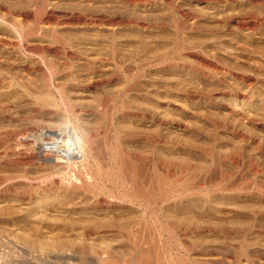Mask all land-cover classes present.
Returning <instances> with one entry per match:
<instances>
[{"label": "rangeland", "instance_id": "rangeland-1", "mask_svg": "<svg viewBox=\"0 0 264 264\" xmlns=\"http://www.w3.org/2000/svg\"><path fill=\"white\" fill-rule=\"evenodd\" d=\"M48 1L46 5L54 6L56 11L53 15L57 16H52L53 23L58 18L55 24L68 20L72 13L85 16L130 13L135 19L143 18L142 22H163V19L169 22L168 16H164V12L162 15L160 10L133 12L115 0ZM7 2V5L13 3ZM32 2L28 0L27 3L31 5ZM118 5L124 8L120 11ZM47 14L45 16H51ZM222 19L198 20V33H192L191 22L182 19L181 28L187 32L184 40L198 49L174 55L175 60L179 58L176 64L183 66L180 69L147 70L144 79L138 82L116 77L110 80L108 76L114 72L112 63L100 67V60L92 63L80 58V55L84 58L87 54L107 53L108 38L112 36L107 30L61 27L58 39L49 35L31 36L29 45L32 47L54 50L65 43L80 56L68 60L62 54H54L52 65L47 68L32 61H28L31 66L24 65L27 59L17 48L3 51V56L0 54V264H56L55 258L53 261V257L45 259L33 251L29 242H48L49 245L52 241L58 242L57 234L68 227L70 238L62 240L80 243L75 228L79 231L81 225L91 223L94 225L90 227H96L92 228L98 233L93 237L98 242L94 243L109 245L117 251L109 264H134L139 255H142L140 264H162L159 259H167L169 264H264V20H247L250 30L252 28L250 32L242 31L231 19ZM30 21L33 26L37 24L35 15ZM134 27L117 28L116 38H119L117 42L123 58L133 54L141 58L157 54L167 56L177 37L176 29L171 26L160 30ZM8 33L13 41H18L17 34ZM197 58L217 64L221 71L211 74L210 68L198 63ZM48 69L55 74L52 73L57 88L64 89L63 95L56 94L57 88L45 82L47 74L44 73ZM200 72L208 77L203 78ZM100 74H104V78ZM60 101L68 104L71 113H78L73 114L85 126L80 124L89 136L86 140L94 143L92 166L105 163L103 166L108 167L103 169L106 173L102 185L106 190L98 192L99 198L111 205L114 202L108 196L111 188L118 197L125 191L130 197L142 191L141 194H145L141 201L143 209H130L126 204L125 209L95 208L86 209L83 215H68L61 211L73 206V202L85 207L95 205V200L87 196L75 200L74 191L69 190L43 208L25 203L24 194L31 189L26 181L28 177H50L65 171L63 165L44 162V158H54L53 155L41 154L51 134L60 133L69 125L71 115L63 112ZM46 133H51L50 138ZM44 139L47 140L43 142ZM107 145L117 148L115 152H122H117L121 160L116 157L120 166L108 157L105 159ZM125 170H131L129 174L134 178L139 175L135 178L137 181H126L122 174ZM110 174L117 175V181L106 180ZM135 183L143 185L145 191ZM137 187L141 190L136 191ZM126 223L136 225L129 238L117 228ZM155 234L156 237L160 234L161 239L155 238ZM61 259H57V264L69 263ZM91 260H96L93 264H100L95 258ZM77 262L69 264H79Z\"/></svg>", "mask_w": 264, "mask_h": 264}, {"label": "bare ground", "instance_id": "bare-ground-1", "mask_svg": "<svg viewBox=\"0 0 264 264\" xmlns=\"http://www.w3.org/2000/svg\"><path fill=\"white\" fill-rule=\"evenodd\" d=\"M10 2V4H6L5 2ZM30 1V0H29ZM32 1V0H31ZM53 1H57V0H50L48 2H53ZM59 1V0H58ZM64 1V0H61ZM69 1V0H68ZM73 1V0H72ZM76 1V0H75ZM93 0H88V2L90 3ZM100 1V0H99ZM105 1V0H104ZM112 1V0H111ZM118 1L119 4L124 5V7H127V9H132L133 12H152V11H156V10H160L161 14L163 15V12L165 13V15H167L168 17H166L167 19L169 18V22L165 21V19H163L164 21H158L156 22H142L141 20L143 19H139L138 17L135 19L132 15L134 14H130L128 13V15H118L117 14H96V15H81V14H77V13H70L71 17L66 21L63 20L64 22L61 23H57L58 18L55 17V19L57 18L56 22H52V16H57V15H53L56 14L55 10L53 9L54 6H52V4L50 6H52L51 8H49V5H46L47 0H33L32 4L30 5L28 2V0H0V54L2 53L3 56V51H11L13 49L16 50H20V52H22V55L25 56L24 59H27L25 61V64H29L28 61H32V63H39L40 66L43 67H50L52 65V55L54 54H62L64 55V57H66L68 60L73 59L74 56L76 57H80V56H84V55H76V53L74 54L73 51L69 50L68 47L65 45L62 47H58L55 48L54 50L50 49V48H42V47H32L29 45V40L31 36H34L37 34V36H43V35H49L51 36L53 39H58V35L59 32H61L60 28L62 27L64 29V27H66L67 29L71 27H79V29L84 26L87 28H95L98 30H107L108 32L112 33V36L110 38H108L110 41V46H109V50L107 51V53H102L103 55H96V56H90L87 54L86 57L82 58L80 57L82 60L84 59V62H87V60H89V62H95L97 60H100L101 65L100 67H103L104 64L106 63H112L114 66V72L113 74L109 75L108 77H110V80L113 78H123L125 81L129 80L130 82L133 80H137L136 82H138V80L140 79H144V73L147 70H173V69H177L180 67H183L182 65L179 66L178 64H176L179 60V58H176V60L174 59V55L180 53V51H186V50H195V48L198 49V47H194L193 45H191V43L186 42L184 40V35L187 34L186 30H182V26L181 22L182 19L183 21L187 20L191 22V28L190 31L198 33V28H197V22L198 20L200 21V19H217L219 18V20L221 18H227L228 20L231 19L232 21H234V24H237V27L241 28L242 31L243 29L246 30H250V26L247 22V20H251V19H258V20H264V0H115ZM7 2V3H8ZM54 2V5H55ZM79 2V1H78ZM77 2V3H78ZM5 3V4H4ZM72 3V2H71ZM116 3V2H115ZM70 4V3H69ZM68 4V5H69ZM63 5V4H62ZM71 6V5H70ZM119 6V5H118ZM124 7H121L122 9ZM56 8V6H55ZM121 8L119 6V9L121 11ZM59 9V7L57 8ZM62 9V8H61ZM75 9V7H74ZM74 9L71 11H74ZM78 9V8H77ZM76 9V10H77ZM118 9V10H119ZM129 9V10H130ZM126 10V9H124ZM69 11V10H68ZM79 11V10H78ZM115 11V10H114ZM119 11V12H120ZM123 11V10H122ZM80 12V11H79ZM100 12H104V11H100ZM109 12V11H108ZM128 12V11H127ZM132 12V13H133ZM48 13V14H47ZM84 13V12H83ZM86 13V12H85ZM105 13V12H104ZM51 15V16H45V15ZM87 14V13H86ZM130 14V15H129ZM138 14V13H137ZM144 14V13H143ZM148 14V13H147ZM160 14V15H161ZM35 15V19H37V24H35L34 26L31 25L29 23L30 19H32V17ZM136 15V14H135ZM159 15V16H160ZM64 16V15H63ZM162 17V16H161ZM60 18V16H59ZM67 18V17H66ZM157 18V16H156ZM160 18V17H159ZM54 19V20H55ZM61 19V18H60ZM155 19V18H154ZM181 19V20H180ZM146 20V19H144ZM143 20V21H144ZM153 20V19H152ZM158 20V19H157ZM162 20V19H161ZM223 20V19H222ZM223 20V21H224ZM36 21V20H35ZM212 21V20H211ZM214 21V20H213ZM212 21V22H213ZM221 21V20H220ZM31 22V21H30ZM264 22V21H263ZM229 23V22H227ZM226 23V25H227ZM252 23V22H251ZM183 24V23H182ZM262 24V23H261ZM199 25V24H198ZM121 26H135L136 28L142 29V30H146V29H154V30H160L162 28H165V26H171L174 30L176 29L177 31V37L175 40H173V47L171 48L170 51H168L167 56L159 55V56H147L145 58H141L140 56H138V54H133L130 57L127 56L125 58H123V51L121 53V47L119 48L118 45V40L119 38H116L117 35V31L119 27ZM228 26V25H227ZM234 26V25H233ZM48 27V28H46ZM82 27V28H84ZM134 27V28H135ZM236 27V26H235ZM200 28V27H199ZM203 28V27H202ZM207 28V27H205ZM66 29V30H67ZM74 29V28H73ZM131 29V28H130ZM133 29V28H132ZM184 29V27H183ZM77 30V29H76ZM83 30V29H82ZM85 30V29H84ZM93 30V29H92ZM123 30V29H122ZM138 30V29H137ZM200 30V29H199ZM204 30V29H203ZM214 30V29H213ZM238 30V29H236ZM240 30V29H239ZM252 30V28H251ZM250 30V32H251ZM64 31V30H63ZM88 31V30H87ZM255 31V30H254ZM8 32H12L17 34L18 37V41L15 42L11 39V35H8ZM99 32V31H97ZM106 32V31H104ZM120 32V31H119ZM215 32V31H214ZM217 32V31H216ZM235 32V31H234ZM11 33V34H12ZM61 34V33H60ZM13 35V34H12ZM254 35V34H253ZM16 37V38H17ZM35 37V36H34ZM109 37V36H108ZM14 39V38H13ZM16 40V39H15ZM107 40V39H106ZM108 41V40H107ZM108 42V43H109ZM120 42V41H119ZM193 43V42H192ZM33 45V44H32ZM118 45V46H117ZM211 45V44H209ZM247 45V44H246ZM200 46V45H199ZM200 48V47H199ZM205 49V48H204ZM203 50V49H202ZM96 51V50H95ZM98 52V51H97ZM95 52V53H97ZM141 53V52H140ZM200 53V52H199ZM80 54V53H79ZM194 54V53H193ZM192 54V55H193ZM130 55V54H129ZM151 55V54H149ZM198 55V54H197ZM195 55V57L197 56ZM0 56V57H2ZM125 56V55H124ZM142 56V54H141ZM146 56V55H145ZM204 56V55H203ZM201 57V56H199ZM174 59V60H173ZM178 59V60H177ZM198 59V58H197ZM1 60V59H0ZM181 60H183L181 58ZM184 61V60H183ZM197 61H199L198 63H200L202 66H207L210 68L211 74H217L219 73L220 70V66H218L215 63H207L206 61L201 59H198ZM213 62V61H212ZM197 63V64H198ZM31 64V63H30ZM29 64V65H30ZM111 64V65H112ZM182 64V63H181ZM186 65V63L184 64ZM189 65V64H188ZM193 65V64H191ZM222 65V64H221ZM28 66V65H27ZM31 66V65H30ZM106 66V65H105ZM195 66V65H193ZM191 67V66H189ZM220 67V68H219ZM29 68V67H27ZM192 68V67H191ZM190 68V69H191ZM195 68V67H194ZM44 69V68H43ZM52 69V67H51ZM186 69V68H185ZM189 69V68H188ZM203 69V68H202ZM28 70V69H27ZM30 70V68H29ZM28 70V71H29ZM165 70V71H166ZM208 70V69H207ZM32 71V70H31ZM193 71V70H192ZM209 71V72H210ZM99 72V71H98ZM163 72V71H161ZM188 72V71H187ZM191 72V71H190ZM236 72V71H235ZM53 72L49 71L48 72L46 70V73H44V75L47 74L46 76V83H50L51 85H53L54 87L57 88L56 83H54V78H53ZM148 73V72H147ZM223 73V72H222ZM102 74V73H101ZM100 74V75H101ZM201 76H203V78L207 75H205L203 72H200ZM231 74H233L231 72ZM55 75V74H54ZM107 75V74H106ZM146 75V74H145ZM199 75V74H198ZM102 77L104 76L101 75ZM144 76V77H143ZM216 76V75H214ZM220 76V75H219ZM234 76V75H233ZM45 77V76H44ZM143 77V78H142ZM208 77V76H207ZM223 77V76H221ZM242 77V76H241ZM252 77V76H251ZM104 78V77H103ZM106 78V77H105ZM217 78V77H216ZM225 78V77H224ZM109 79V78H108ZM122 79V80H123ZM243 79V78H242ZM241 79V80H242ZM253 79V78H252ZM264 79V78H263ZM102 80V79H101ZM228 81V80H227ZM234 81V80H233ZM110 82V81H108ZM112 82V81H111ZM128 82V81H127ZM134 82V81H133ZM140 83V82H139ZM138 84V83H137ZM136 84V85H137ZM232 84V83H231ZM50 85V86H51ZM58 85V84H57ZM135 85V87H136ZM139 85V84H138ZM137 85V86H138ZM242 85V84H241ZM134 86V85H132ZM61 87V86H60ZM59 87V88H60ZM131 87V86H129ZM135 87H132L135 90ZM139 87V86H138ZM52 88V86H51ZM240 88V87H239ZM53 89V88H52ZM132 89V90H133ZM61 95H63V91L64 89L60 88V89H56ZM136 90L138 91L139 89ZM177 90H179L177 88ZM183 90V89H182ZM240 90V89H239ZM55 91V90H54ZM127 91V90H126ZM125 91V92H126ZM140 91V90H139ZM138 91V92H139ZM236 91V89H235ZM175 92V91H174ZM177 92V91H176ZM182 92V91H181ZM184 92V91H183ZM188 93V92H187ZM192 93V92H191ZM197 93V92H196ZM189 94V93H188ZM232 94V93H231ZM61 95L59 96L60 99L64 98L61 97ZM66 95V94H65ZM229 96V95H228ZM243 97V96H242ZM189 98V97H188ZM68 101V100H67ZM65 102V101H64ZM61 102L62 103V107H64V113H69L71 115L70 121H69V125L66 126L67 128L60 133H53L55 134V136H53V134L51 133H46L49 138L52 135V138L50 140L53 139V141H45L47 139H44L43 142L45 141L44 145L46 146L45 148H42L43 150H41V154L43 153H48L50 155H53L54 158H44V162L47 163H51L52 165H63L65 167V171L63 174H58L56 176H51L50 177H41L39 176V178H32L31 177L27 178L24 177V179H26L27 183L30 185L31 189L29 190V192H27L26 194H24L25 197H23V200L25 201V203L27 202L29 205L36 207L37 209L39 208H43V206H47V204L50 203V201H52L53 199H55L56 197H59L61 195H66L67 191H74L73 194L75 196V200L76 199H83V197H89L88 199L90 200H95V205H89L87 207H85L84 205H79V203H75L73 202V206L69 205V208H63L61 211L62 213H67L68 215L70 214H81L88 209V210H92V209H101V210H109V209H125L126 204H128L131 208L130 209H143L141 201L143 200L142 198L145 196L144 192L143 194L142 191L140 192V194H137V196H133L130 197L125 191L126 188H124V194L120 195V197L116 196L115 193L112 191L113 188H111V190L109 191V197L110 199L114 200V202L110 205L107 203V201H105L104 199L102 200L101 198H99L100 194L98 193L99 191H103L106 187H104L102 185V183H104L103 181V176L106 172L103 171V169H107L105 166H103L104 164H94L95 166H92V162L93 160V144H90L88 141L89 139L86 140V138H88L86 136V132L85 130L82 128L81 122L79 123L78 118L73 114V113H77V112H72L71 108H69L68 104ZM243 104V102H242ZM248 105V104H247ZM4 107V106H3ZM61 107V106H59ZM2 109V108H1ZM0 109V110H1ZM61 109V108H60ZM66 110V111H65ZM71 110V112H70ZM78 114V113H77ZM148 114V113H147ZM68 115V114H67ZM66 115V116H67ZM144 115V114H143ZM244 116V115H243ZM246 116V115H245ZM69 117V116H68ZM138 117V116H137ZM143 117V116H142ZM141 118V117H140ZM251 118V117H250ZM253 118V117H252ZM251 118V119H252ZM256 118V117H255ZM161 120V119H160ZM245 120V119H244ZM263 121V120H262ZM67 122V121H66ZM250 122V120H249ZM258 122V121H257ZM81 124V125H80ZM83 127H85L83 125ZM61 131V130H60ZM51 134V135H50ZM45 135V134H43ZM46 137V136H45ZM47 138V137H46ZM245 138V137H244ZM43 139V136H42ZM91 140V138H90ZM92 141V140H91ZM90 141V142H91ZM92 145V146H91ZM110 145V144H109ZM113 145V144H112ZM108 146V145H107ZM107 146L104 148L106 149ZM115 146V145H114ZM116 147V146H115ZM40 148V147H39ZM94 148V147H93ZM117 149V148H116ZM115 148H111L110 146H108V156H105V159H107V157L109 158V161L111 160L113 163H117V161L121 158L120 156H117V151ZM99 150V149H97ZM119 150V149H118ZM101 151V150H100ZM96 152V151H95ZM99 152V151H98ZM102 153V152H100ZM106 153V154H107ZM122 153V152H120ZM119 153V155H120ZM124 153V152H123ZM104 154V153H103ZM45 155V154H44ZM125 155V154H124ZM99 156V155H98ZM239 156V155H238ZM45 157V156H43ZM116 157H118L119 159H117ZM123 157V156H122ZM236 157V156H235ZM96 158V157H95ZM124 158H127L124 157ZM98 159V157H97ZM100 159V157H99ZM30 160V159H29ZM41 160V159H40ZM96 160V159H95ZM108 160V159H107ZM121 160V159H120ZM125 160V159H123ZM131 160V159H130ZM98 161V160H97ZM101 161V159H100ZM132 161V160H131ZM134 161V160H133ZM123 162V161H121ZM130 162V161H129ZM135 162V161H134ZM94 163V162H93ZM98 163V162H97ZM103 163V162H101ZM107 163V162H106ZM120 163V162H118ZM117 163V164H118ZM125 163V162H124ZM48 164V165H49ZM50 164V165H51ZM109 164V163H108ZM114 164V165H115ZM236 164V163H235ZM121 165V163H120ZM118 164V166H120ZM254 165V164H253ZM53 167V166H52ZM82 168V170L80 171L79 169ZM113 167V166H112ZM126 167V166H125ZM67 168V170H66ZM251 168V167H250ZM130 169V168H129ZM133 169V167H132ZM113 170V169H112ZM124 170V169H122ZM134 170V169H133ZM255 170V169H254ZM258 170V169H257ZM256 170V171H257ZM109 171H111L109 169ZM136 171V170H135ZM97 175H96V173ZM127 172V174H125ZM129 172H131L130 174H132V171L130 170ZM128 172V170H125V173L123 174V177H125L126 181H134L135 178H137L139 175H137L135 178L133 175H130ZM62 173V172H61ZM108 173V172H107ZM120 174V173H119ZM135 174V173H134ZM107 176V174H106ZM115 174H110L109 178L106 180H116L115 178ZM120 176V175H119ZM118 177V176H117ZM122 177V175H121ZM120 177V180H121ZM107 178V177H106ZM139 178V177H138ZM22 180V179H21ZM123 180V179H122ZM103 181V182H102ZM110 181V182H111ZM119 181V180H118ZM137 181V180H135ZM134 181V182H135ZM139 181V179H138ZM141 181V180H140ZM144 182V181H143ZM142 182V183H143ZM107 183H109L107 181ZM106 183V186H107ZM118 183V182H117ZM124 184H126V182H123ZM139 184V183H138ZM115 185V183L113 184ZM117 185V184H116ZM157 185H159V183H157ZM123 186V185H122ZM135 186H141V185H137V183H135ZM153 187V186H152ZM110 188V187H109ZM129 188V187H128ZM139 187H137L135 190L137 191ZM141 188L144 190L143 185L141 186ZM141 188H139L138 191L141 190ZM108 189V187H107ZM119 189V188H118ZM115 189V190H118ZM154 189V188H153ZM152 189V190H153ZM158 189V188H157ZM163 189V188H162ZM106 190V189H105ZM104 190V193H105ZM122 190V189H121ZM75 191H80L75 192ZM145 191V190H144ZM156 191V190H155ZM116 192V191H115ZM118 192V191H117ZM116 192V193H117ZM130 192V191H129ZM128 192V193H129ZM170 192V191H169ZM23 193V192H22ZM103 193V192H102ZM108 193V192H107ZM121 193V192H120ZM132 193V192H131ZM139 193V192H138ZM150 194L152 192H149ZM154 193V191H153ZM171 193V192H170ZM155 194V193H154ZM118 195V194H117ZM135 195V194H134ZM147 195V194H146ZM170 195V194H169ZM148 196H150L148 194ZM153 196V194H152ZM167 196V195H166ZM73 197V196H71ZM156 197V196H153ZM19 198V197H18ZM87 199V200H88ZM152 199V198H150ZM87 200H85L87 202ZM88 200V201H89ZM84 200L80 201L83 203ZM23 202V201H22ZM145 202V200H144ZM147 202V201H146ZM172 202V201H170ZM71 203V202H70ZM110 203V202H109ZM72 204V203H71ZM81 204V203H80ZM86 204V203H85ZM89 204V203H88ZM63 205V204H62ZM64 206V205H63ZM84 206V207H83ZM144 206V204H143ZM60 208V207H59ZM58 208V209H59ZM61 209V208H60ZM149 209V208H148ZM46 210V209H44ZM58 212V211H57ZM53 213V212H52ZM57 214V213H56ZM63 215V214H62ZM157 215V214H156ZM42 217V216H41ZM88 218V217H87ZM90 218V217H89ZM88 218V219H89ZM37 219V218H35ZM48 219V218H47ZM56 218H54L55 220ZM39 220H43V219H39ZM51 220V219H50ZM49 220V221H50ZM148 220V219H147ZM38 221V220H37ZM88 221V220H87ZM39 222V221H38ZM44 223V221H42ZM52 223V222H49ZM72 223V222H71ZM86 223V222H85ZM91 223V222H90ZM153 223V222H152ZM66 224L68 225L69 223L66 222ZM75 226L77 223H74ZM93 224V223H91ZM90 224V225H91ZM123 224V223H122ZM146 224V223H145ZM41 225V224H40ZM51 225V224H50ZM63 225V224H62ZM84 225V226H83ZM81 225L82 227L79 229V231H77L78 229L75 228V236L78 237V240L80 241V243H72L69 240L65 241L62 240L63 238H70L69 236L71 235V231L69 230V228L67 227L66 229H62L60 231H62L61 233L57 234V238L59 241L58 242H53L49 245L47 244L48 242H44V243H30L33 241L29 242L30 248L34 249L33 251H37V253H39L41 255V257L45 258V259H49L50 257L52 258V261L54 260V258L56 259V261L58 262L59 260L57 259H67V263L69 260V263L72 262H76L79 261V264H93L91 260V258H95L97 259V261L100 264H109L111 262H113L114 259V254L117 252H115L109 245L107 246H99L96 245V242L93 238L96 234L98 235L97 230L95 231L93 228L96 229V227H90L87 226V224H83ZM98 225V224H97ZM143 225V224H142ZM148 225V224H147ZM146 225V226H147ZM156 225V224H155ZM64 226V225H63ZM66 226V225H65ZM112 226V225H111ZM117 225H115V229L119 230V232L122 233V235H126L129 238V234L131 233L132 235V231L135 230L136 225H118V227L116 228ZM158 226V225H157ZM55 227V226H54ZM71 227V226H69ZM113 227V228H114ZM145 227V226H144ZM148 227V226H147ZM146 227V228H147ZM155 227V226H153ZM152 227V228H153ZM59 228V227H58ZM101 229V227H99ZM98 228V230H99ZM110 228V227H109ZM149 228V227H148ZM157 228V227H156ZM162 228V227H160ZM52 229V228H51ZM38 230V229H37ZM35 230V232L37 231ZM54 230V229H53ZM58 230V229H57ZM74 230V228L72 229ZM104 230V229H102ZM101 230V232H102ZM137 230V229H136ZM154 230H156L154 228ZM153 230V231H154ZM163 230V229H162ZM4 231V230H3ZM113 231V230H112ZM164 231L165 228H164ZM38 232V231H37ZM53 232V231H52ZM100 232V233H101ZM104 232V231H103ZM106 232V231H105ZM140 232V231H139ZM142 232V231H141ZM157 232V231H156ZM162 232V231H161ZM73 233V231H72ZM99 233V234H100ZM163 233V232H162ZM1 234V233H0ZM38 234V233H37ZM41 234V233H40ZM46 234V233H45ZM70 234V235H69ZM161 234V233H160ZM160 234L159 236L156 237L155 234V238L157 239H161L160 238ZM4 235V234H3ZM164 235V234H163ZM13 236V235H12ZM31 236V235H30ZM34 236V235H32ZM53 236V235H52ZM56 236V235H55ZM8 237V236H7ZM11 237V236H10ZM14 237V236H13ZM21 237V236H20ZM41 237V236H40ZM51 236H48V238ZM76 237V238H77ZM6 238V237H5ZM29 238V237H27ZM154 238V239H155ZM21 239V238H20ZM31 240V238H29ZM97 239V238H96ZM137 239V238H136ZM156 239V240H157ZM7 240V239H6ZM39 240V239H38ZM41 240H43L41 238ZM40 240V242H42ZM141 240V239H140ZM14 241V240H13ZM17 241V240H16ZM36 241V240H34ZM55 241V240H54ZM77 241V240H76ZM75 241V242H76ZM158 241V240H157ZM26 242V241H25ZM51 242V241H50ZM78 242V241H77ZM96 242V243H94ZM156 242V241H155ZM160 242V240H159ZM159 242L158 245H159ZM167 242V241H166ZM12 243V242H11ZM28 243V241H27ZM153 243V242H152ZM156 243V244H157ZM163 243V242H162ZM161 243V244H162ZM23 244V243H22ZM25 244V243H24ZM135 244V243H133ZM138 245L140 244L137 243ZM155 244V246H156ZM157 245V246H158ZM18 246V245H17ZM113 246V245H112ZM137 247V245H136ZM135 247V248H136ZM7 248V247H6ZM19 248V247H18ZM141 248V247H140ZM155 248V247H154ZM157 248V247H156ZM155 248V249H156ZM8 249V248H7ZM31 249V251H32ZM13 250V249H12ZM22 250V249H21ZM26 251V250H25ZM141 251V250H140ZM2 252V251H1ZM16 252V251H14ZM18 252V251H17ZM115 252V253H114ZM6 253V252H5ZM12 253V252H11ZM19 253V252H18ZM25 253V252H24ZM28 253V252H27ZM161 253V252H160ZM159 253V254H160ZM21 255V254H19ZM24 255V254H23ZM30 255V254H29ZM28 255V256H29ZM25 256V255H24ZM35 256V255H34ZM138 256V255H137ZM22 257V256H21ZM33 257V255H32ZM31 257V258H32ZM39 257V256H38ZM27 258V257H26ZM40 258V257H39ZM50 258V259H51ZM135 258V256H134ZM140 258H142V255L137 259H134L135 263L134 264H140L139 261L141 262ZM9 259V258H7ZM17 259V258H16ZM15 259V260H16ZM38 259V258H37ZM61 259V260H62ZM64 260V261H65ZM162 261V264H169L165 259H159V261ZM25 261V260H24ZM33 261V260H32ZM49 261V260H48ZM51 261V262H52ZM23 262V261H22ZM26 262V261H25ZM50 262V263H51ZM56 262V264H57ZM62 262V261H61ZM93 262H96L93 261ZM59 263V262H58ZM68 263V264H69ZM73 263V264H76ZM23 264V263H22ZM35 264V262H34ZM37 264V263H36ZM39 264V263H38ZM61 264V263H60ZM98 264V263H97ZM114 264V263H113Z\"/></svg>", "mask_w": 264, "mask_h": 264}]
</instances>
